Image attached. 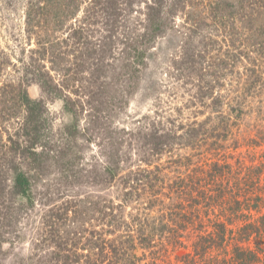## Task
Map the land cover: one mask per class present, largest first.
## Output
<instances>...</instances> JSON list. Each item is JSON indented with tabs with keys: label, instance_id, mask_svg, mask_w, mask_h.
I'll return each instance as SVG.
<instances>
[{
	"label": "trees",
	"instance_id": "1",
	"mask_svg": "<svg viewBox=\"0 0 264 264\" xmlns=\"http://www.w3.org/2000/svg\"><path fill=\"white\" fill-rule=\"evenodd\" d=\"M18 1L0 0V17ZM23 14L36 47L0 37V264L34 211L19 264H264V156L230 160L264 145V0H24ZM161 61L187 99L150 123L105 128L102 160L81 168V115L121 112L144 89L158 99ZM56 101L68 118L53 135ZM184 104L189 122L176 116ZM51 167L99 186L96 200L52 205L37 186Z\"/></svg>",
	"mask_w": 264,
	"mask_h": 264
},
{
	"label": "rangeland",
	"instance_id": "2",
	"mask_svg": "<svg viewBox=\"0 0 264 264\" xmlns=\"http://www.w3.org/2000/svg\"><path fill=\"white\" fill-rule=\"evenodd\" d=\"M23 12L24 0L18 1V8L16 10H11L6 6V9L4 11L5 14L0 17V25L8 26L10 33L14 30V33H11L14 37H11V34L6 33L3 27H0V37L2 38L3 44L5 46H15L19 49L21 48V46H24L26 50H31L36 47L35 35L31 40H29L28 33L25 31L24 27ZM218 46L219 45L217 44V47ZM166 63V61H161L159 64H157L159 77L161 79L160 82L163 83V92L161 96L158 97V99H156V94L154 91H151L152 94L150 95L148 93L146 94V91L144 89L134 95V97L130 98L129 103L126 104L121 112L118 110H116L117 112H115V109H113V111L105 109L102 105L103 109L99 112H96L97 115L92 117L93 120L89 119V117L91 116L88 115L87 111H85L81 115L78 126L83 135L79 136L77 141V146L80 150L79 155L82 156V159L79 163V166L81 168L89 171L98 166L100 160H102L100 146L105 145L108 142V137L105 139V137L108 136V132L105 131V128L114 129L125 127L128 129H132L140 125V123H150V118L146 117L148 114L155 116L158 109L159 113L165 116L168 110L173 111L172 104H181L183 98L184 100L187 99V97H182V95L184 94V89H182L180 85L178 88H175L174 85H171V82H168L170 80V76L167 75L169 74V72L166 70ZM29 92L33 98H38L41 96L40 87L36 83L30 85ZM184 100L182 104L184 103ZM61 106V101L48 103V107L51 112L50 115L52 116L51 132L53 135L58 133V127H60L68 118L63 114ZM183 107V112H181V114H178V112H176V116H178V120L183 119V122H189L191 121L192 117L191 107L188 108L185 104L183 105ZM250 120H253V117ZM244 127L245 126L242 127V125L240 124L239 129H244ZM235 134L237 138L239 132L236 128L233 129V135L229 139L231 140ZM124 146L128 148L126 144H124ZM125 147L123 150H125ZM131 150L134 151L133 149L128 148V152H132ZM173 151L180 154H186L190 152L187 151V149L179 147H174ZM250 151H256L257 160H262L264 156V145H260L254 150L252 149V147H242L235 151V157L230 160L236 163L238 157L242 159L251 158V156L249 155ZM132 159H137V152H134L132 154ZM208 160L209 162L215 160V156L213 153H208L207 156L201 158V161L207 162ZM165 162L166 155L162 158V160L156 161L157 164L161 165H163ZM156 163L154 162L153 167L156 166ZM53 168L54 167H51L50 169ZM169 174L174 175V173ZM37 186L40 192L42 191L45 196L53 199L50 203H53L52 205H55L57 207L60 205H67V201H74V196H78L80 198L91 196L92 199L94 198V200H96V196L99 194L100 189L99 186H94L88 183H85L82 186H75L71 183V179L61 177V175L55 173L54 169L50 172H47V174H42L41 179L38 180ZM71 208L73 209L74 207ZM37 223L35 224L34 211L31 222H28L27 224V229L25 231L23 241L18 242L15 247L11 249L10 254L4 264H19V262H21L19 261V258L30 253L33 244L32 239L33 237L35 238V226L37 225ZM251 245H254V243H251ZM6 246L8 247L9 245ZM174 256H172L171 258L172 262H179V259ZM196 264L201 263L200 261H196Z\"/></svg>",
	"mask_w": 264,
	"mask_h": 264
}]
</instances>
